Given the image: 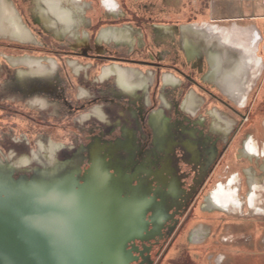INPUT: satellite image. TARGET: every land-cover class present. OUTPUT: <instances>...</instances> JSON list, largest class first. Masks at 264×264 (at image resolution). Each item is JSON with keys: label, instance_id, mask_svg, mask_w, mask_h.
I'll return each mask as SVG.
<instances>
[{"label": "rangeland", "instance_id": "rangeland-1", "mask_svg": "<svg viewBox=\"0 0 264 264\" xmlns=\"http://www.w3.org/2000/svg\"><path fill=\"white\" fill-rule=\"evenodd\" d=\"M10 1L13 4L15 3L14 5L20 9L22 16L26 17L28 22L32 23L35 30H38V33H35L38 43L33 46L34 51L31 53V56L37 55V57H43L48 61L52 59L55 61L56 67L53 70L50 66V62H48L49 68H46V70L41 73L26 71L19 66L15 67L12 64V58H22L30 54L14 56L15 54L21 53V51H7L2 45L15 42L16 40H0V67L2 66L0 71V103L13 104L12 101H15L14 104L20 109V113H32L33 115V121H29L20 116H13L10 118L0 116V157L6 162L11 160L8 159V157L11 152L10 148L14 146V148H17V150L22 153H37L38 160L34 163L33 167L29 168L30 171L24 174V176H19L16 179L18 186L21 184L23 178H35L39 176L38 172L40 169V177H53L54 173L64 165L59 160L68 162L65 164V167L75 165V167L77 166L76 168H78V172L73 173L74 178L71 177V181L69 179L66 180L70 182V184L65 181L69 184L65 196L55 198L52 201L41 199L38 201L25 202L21 204L22 206H18L16 215H20L19 213L25 209L30 212L43 210L49 207L50 203L59 208L65 205L67 207L74 206V208H81V206L84 205L83 202H85L83 200L85 197L82 195L87 187V182L85 180L90 172L87 170V167L90 166L87 151H91L94 147L98 148L97 152L103 159L100 162L99 157H93L92 170L94 171L95 166H97L98 170L102 173L104 172L103 175L105 174L99 178L104 181L108 180L112 187L117 188V193L120 197L118 198L120 202L118 211L129 210L133 212L135 209H131V207L134 204L140 205V207L142 205L146 206L145 204L148 200L143 201L139 195L145 193L144 191L147 188L146 185L148 181L144 178L147 176L146 170H151V163L153 165L156 164L154 170H164V172H167V176L176 179L178 195L174 197L169 187L162 186L160 190H158L159 200H155V202L152 203V208H150V211H152L151 214H148L147 220L151 222L149 223L146 221L147 226L151 223L155 224L156 221L161 218L167 221L170 212H172L173 215L174 202H179V204L177 203L178 208L176 214L179 213L178 216L180 215V211L185 209L186 201L190 195L194 194L192 190L195 191V189L197 190L199 188L198 185H196V187L193 185L190 186L191 174H193L195 178L197 177L199 184L200 180L203 179V172L210 161L209 158H207L210 157L209 151L214 150L216 153L218 148H220V144L225 146L221 156L222 162H220L215 169L211 170V184L209 183L208 189L214 188V182L219 180L224 181L232 177L233 174L239 173L236 177V188L241 189L240 196L243 198L245 196L246 185L244 176L241 173V168L249 166L250 164L247 161L239 160L237 158V153L242 145V140L244 138H250L258 154L261 155V159L255 156L257 163L252 165L253 168L256 167L257 172H260L258 175L259 186L257 188L256 208L252 207L243 210L234 208L236 210L232 214L217 212L212 216H207V223L213 232L219 225L223 226L221 230L217 229L215 238H222L226 245L231 240L237 239L243 235H235L234 229L236 230L238 228L239 222L258 220L262 222H259V226L264 225V190H262L264 189V173L261 172V166L264 165V41H262L259 46V53L263 58V69H261L256 77L252 78L253 90L250 93V97H252L256 92L254 94L255 120L247 126H245L246 123L240 127L241 117L234 109L230 107L226 108L215 100L210 99V97L197 85L193 84L192 87H185L187 84L186 81L184 82L183 88L178 90L171 89H177L178 87L167 88L165 85L164 87L167 89H161L159 80L155 75L156 70L152 66L141 62L120 60L116 63L129 69L130 67L134 68L136 70L134 74L135 78L144 76L145 79H148L150 83H152L150 90L148 88L146 91H143L147 93L149 90L148 94L139 95L133 99L131 97L128 98L117 90L113 79L102 82L99 78V74L103 66L109 64V62L91 61L82 56L85 55L86 50H88V40L94 29L92 28L93 24L101 19H110L108 17L113 18L112 15L120 17H125L127 15L125 12L123 13L116 0H111L112 2H109V0H80L77 10L82 16V21H80V25L75 28L76 31H72L64 37L59 44L51 35L49 36V43L46 42V37H43L45 38L44 40L41 37L44 33H39L42 27L37 24L39 23L36 18L38 7L35 5V0ZM127 1L135 11L145 13L147 16L157 21L173 20L181 22L189 17H194L195 20L201 23L184 25L182 28V36H184L185 31L189 32L194 30L193 32L198 34L197 37L202 35L200 37L205 45H208L211 40L218 39L225 41L227 46L234 47L235 45L236 48L242 50L251 46V32L254 28L247 25H251L254 22L255 16L258 14L255 6L259 3L264 5V0ZM104 5L107 10H105ZM235 22L246 27L236 24L232 25ZM258 22L259 24H264V18L259 19ZM230 25L232 26L230 27ZM185 26H191L192 29L189 30ZM111 27L117 26L106 27L105 23L98 26L97 32L100 28L102 29L98 34L97 43L98 45L104 42L112 43L108 46L118 50L124 57H128L129 55L130 58L135 60H146L149 57L151 58L150 50H161L159 53V56H161L160 58L168 57L172 48L176 49L178 52L182 51L178 27L176 28L177 33L175 34L160 35L157 32V28H153L152 25H147L144 31L131 25L118 26L132 27L134 29V41L129 44V47L118 46L121 44H116L115 41L112 42L106 38L100 39L102 31L104 29L108 30ZM261 28L263 29L262 26ZM73 33L76 34L74 35ZM51 34L55 35L52 32ZM145 42L147 46H145ZM47 44L58 52L48 55L39 52V49L45 50L46 48L44 47ZM59 47H69L75 52L73 56H68L59 51ZM97 51L98 53L105 52L104 46H97ZM153 55L155 56L156 54L154 53ZM4 56L14 68L5 62ZM167 59L169 60L170 58ZM110 60L111 59H109V61ZM74 62L76 64H73ZM191 62L195 70L197 67L202 68L207 66L203 54H201V56L199 55ZM198 74L199 73H197V75ZM189 88H193L194 98L191 99L192 102L187 108L188 110H192L194 115L197 113L196 116L185 115L184 112H180L179 110V106L184 102L187 96V89ZM82 92H85L83 98ZM38 95L42 97L48 110H38L36 106H34L36 102L34 101L31 103L30 99L32 97L36 98ZM159 98H162V101H167L168 107L175 106V104L178 105L175 111L166 110L167 129L165 138L160 134L155 123L157 111H154L161 107ZM231 99L234 100L233 98ZM132 101L134 105L141 103L143 109H145L146 114L143 120L139 118L134 119L131 113H129L131 115L128 114L129 108L126 107V104H131ZM141 105L140 107H142ZM198 109H201V111L199 112ZM210 109H217L232 123L233 128H235L229 142H227L226 137L216 136L212 133L209 119L204 125H197L199 118L207 116L206 114ZM153 112L154 119L149 117V114ZM44 113L49 114L47 120H45V117L41 119L38 118L37 114L42 115ZM120 114H125V116L121 117ZM236 127L238 128L236 129ZM126 130H130L127 132L131 135L127 134ZM186 132H193L196 136L194 138L190 137ZM24 133L26 135L28 134L30 144L29 142H22L25 139ZM169 140H175L177 145L170 149V151H167ZM188 140L192 141L202 154L203 160L199 167H194L189 164L190 154L184 145ZM41 141L43 142V148L40 146ZM129 145L130 147H128ZM19 157H16V159ZM4 161L0 160V166L3 168L10 167L9 163H4ZM158 165L160 166L158 167ZM123 167L126 171L129 170L132 175H135V185L130 184L131 180L126 178L125 172L121 169ZM108 169L113 170L111 174H108ZM93 171L92 178L93 174L98 176V174L96 172L93 173ZM153 173L152 171L150 176L154 175ZM14 176L17 177V175ZM129 177L133 178L134 176ZM81 179H84V182L80 184L79 180ZM58 186L63 185L60 184ZM58 186L52 187L49 190L50 193L62 191L63 188L65 189V187L58 189ZM204 187L203 184L200 189L202 188L203 190ZM45 193L36 195L44 196ZM47 193L49 192L47 191ZM159 209H161L162 213L158 212ZM21 215H23V213ZM157 215L160 216L158 217ZM137 218H139L138 221L140 224L144 222V219L141 220L139 216ZM135 221L137 222V219H135ZM221 221H223L222 224ZM200 225L198 227H200ZM142 231L144 232L145 230L142 229L139 232ZM187 235L188 233L185 234V237H187ZM258 235L262 239L258 243V256L260 259H263L264 263V235L260 236V233ZM219 251L220 250L216 249L213 255L215 257L222 255V252ZM209 262L210 264H214L213 260Z\"/></svg>", "mask_w": 264, "mask_h": 264}, {"label": "flooded vegetation", "instance_id": "flooded-vegetation-1", "mask_svg": "<svg viewBox=\"0 0 264 264\" xmlns=\"http://www.w3.org/2000/svg\"><path fill=\"white\" fill-rule=\"evenodd\" d=\"M116 1L119 3L123 13L125 12L128 16L126 15L125 17H120V16L111 14L113 18L108 17L110 19H107V18L101 19L97 23L93 24L92 28L95 29L96 27L103 25V23H105L106 27L107 26H117L118 27V26H123V25H131L143 31L146 30L147 25H152L153 28H156V26L158 25L172 26L174 28L178 27V31L181 37L182 51L178 52L176 49L172 48V50H170V55L168 57L166 56L164 58L163 57L160 58L161 56H159V53L161 50H156V51L150 50L151 58L149 57L146 60H143V59L135 60V59L130 58L129 55L128 57L127 56L124 57V55H122L118 50L113 49L108 46L112 43L104 42L103 44L98 45L97 37L102 29L100 28L98 32L95 33L94 36H93V33L91 34L88 40V43H89L88 50H86L85 55H83L82 57L88 58L91 61H99V62L108 61L109 62V64L103 66V69L101 73L99 74V78L102 80V82L113 79L117 90L121 92L123 95H126L128 98L131 97L133 99L135 97H138L139 95L141 96L143 94L144 95L148 94L150 90V86L152 84L150 83L148 79H145L144 76H139L135 78L134 74L136 70L134 68L130 67L129 69L127 67L120 65L119 63H116L117 61H120V60H123V61L125 60L127 62H133V61L141 62L143 64L152 66L156 70L155 75L157 76V79L159 80V85L161 86V89L166 90L167 88L178 87L177 89L171 88L172 90H178V89L183 88L184 82L186 81L187 84L185 85V87L187 88L189 86L192 87L193 84L197 85L210 97V99L215 100L217 103H219L220 105L226 108L230 107L234 109V111L241 117L240 127H242L246 123L247 124L245 126H247L255 120L256 112L254 108V99H255L254 94L256 92L253 94L252 97H250V93L252 92L253 89H251L250 93L247 92V95L245 98V101L246 100L247 101L246 102L244 101L245 103L241 104L237 101L232 100L217 85L206 80V75L208 71L210 70V67H209V63L205 56L204 58L206 59V62H207L206 67H202V68L197 67L195 70L193 65H191L192 63L191 61H194L196 58L194 60L189 59L187 52L183 47L182 27L184 25H189L191 23H201V22H198V20H195L194 17H189L186 20H183L181 22L173 21V20L157 21L156 19H153L152 17L147 16L145 13L135 11L129 5L127 0H116ZM104 8L105 10H107L105 5H104ZM18 10L22 17L23 22L29 28L32 35L26 41L21 40L17 37H12V36H9V37L0 36L1 38L0 40H7V39L16 40L15 42L2 45V47H4V49L7 51H14V52L21 51V53L17 55L15 54L14 56L30 54L22 58H12L11 61H12L13 66L22 67L26 71H30L34 73L35 72L41 73L45 71L46 68H49L48 62H50V66L54 70L56 67V63L54 60L49 59L48 61L43 57H37V55L31 56L32 55L31 53L34 51L33 46L37 45L38 43V39L35 35V33H38V30H35V27L32 25V23L28 22V19L22 16L20 9ZM37 24H39L42 27L40 28L39 33H44L43 36L41 37L42 38L46 37L47 39L43 38V40L45 39L47 43L50 42L49 41L50 35L56 42H58V44L59 42L63 40L64 37L68 35V34L66 36L53 35L51 34L50 31H48L44 27V25H42L41 23H37ZM176 33H177V30H176ZM262 38L264 39V33H263ZM100 39H103V38L101 37ZM17 41H20V42H17ZM111 41L112 42L115 41L116 44H121L118 46L129 47V44H131V42L119 43L118 41L114 39H112ZM23 43H34V44H23ZM146 44L147 43L145 42V46H147ZM97 46H104L105 52L98 53ZM44 48L46 49L45 50L39 49V52H43L44 55H48L50 53L54 54L58 52L55 49L49 47L48 44ZM257 50L258 49L256 48V51ZM59 51H61L65 55L67 54L68 56H73V53L75 52V51H72L69 47H59ZM259 52L260 51L255 52V56L256 58L260 59L261 62H263V58L260 56ZM154 53L156 54L155 56L153 55ZM3 58L5 59V62H7L9 66H11L9 61L6 60L5 56ZM167 58H170V59L168 60ZM109 59L111 60L109 61ZM73 64H76V63L74 62ZM1 67H0V71H1ZM250 70L251 69H249V72H247L248 74L251 72ZM197 73L199 74L197 75ZM164 85L167 88H165ZM148 88L149 90L147 91V93L143 92L144 90L146 91ZM193 93H194L193 88L187 89V96L184 102H182V104L179 106L180 112H184L185 115H190V116L197 115V113L194 115V112L192 110H188L187 108L188 106H190V103L192 102L191 99L194 98ZM84 96H85V92H82V98ZM159 99H160V104H161L160 108H163V109L158 108L157 110L154 111V112L157 111L155 123H156L158 130L160 131V134L164 136L165 138L166 129H167L166 128L167 127L166 126L167 124L166 123L167 122L166 110L175 111V108L177 110L178 105L175 104V106L173 105L172 107H168L167 101H164V100L162 101V98H159ZM30 101L31 103H33L34 101L36 102L34 106H36L38 110H42V111L48 110V107H46V105L44 104V101L42 100L41 96L38 95L36 96V98L32 97ZM12 102L13 104L0 103V116L5 117V118H10L13 116H16V117L20 116L25 119H28L29 121H33L32 113H27V114L20 113V109L17 108L16 104H14L15 101H12ZM140 105L141 103L138 105H134L132 101L131 104L129 103L126 104V107L129 108L128 114L131 113L134 119L139 118L140 120H143V117L145 116L146 113H145V109H143V106L141 105L142 107H140ZM198 111L200 112L201 109H198ZM154 112L149 114V117H151L152 119H154L153 118ZM206 115L207 116L205 117L202 116L199 118L197 125H201V124L204 125L206 121L209 119L212 133L216 136L226 137L227 142H229L230 137L235 131V128H233L232 123L229 120H227V118L224 117L217 109H210ZM37 116L40 119L45 117V120H47L49 114L48 113H44L42 115L37 114ZM120 116L123 117L125 116V114H120ZM237 128L238 127H236V129ZM127 131H130V130H126V133L129 134ZM186 133L189 134L190 137H193V138L196 136L193 132H186ZM24 135H25V139L22 142H29L28 134L26 135L24 133ZM246 140H247L246 138L242 140V145L238 150L237 158L241 161L242 160L247 161L250 164L249 166L241 168V173L244 176L245 185L247 187L248 176H247L246 169L250 167L253 168L252 165H255L257 161L255 159L256 158L255 156L251 158L246 157V156H243L242 158L240 157L241 149H243ZM40 144H41L40 146L43 148L42 141L40 142ZM176 145L177 143L175 140H169V146L167 147V151H170V149H172ZM184 145L186 146V149L190 154L189 164L194 167H197V166L199 167L202 164L203 157L201 156L202 154L200 153L198 148L190 140L186 141ZM14 147L10 148L11 152H10L8 159H11V160H8L6 162L2 159V157H0L1 161H4V163H9L11 167V168L10 167L3 168L0 166V201L2 200L11 201L14 198L20 199V198H24L27 196L43 194L45 192L47 193V191L50 193L49 190L52 187L54 186L56 187L60 184L63 186H58V189L63 188V187L67 188L70 182L66 180L69 179L71 181V177L74 178L73 173L78 172V168H76L77 166L75 167V165L73 166L71 165L69 167H65V164L68 162L61 161L58 158V160L64 165L61 168H59L57 172L54 173L53 177H46V176L40 177L41 176V169H40V171L38 172L39 176L35 178H23L21 184L18 186L16 183V179L19 176H24V174L30 171L29 168L33 167L34 163L37 162L38 155L37 153H33V154H30L28 152L22 153V152H19V150H17V148H14ZM128 147H130V145ZM224 147H225L224 145L220 144V148H218V151L216 153L214 150L209 151L210 157H207V158H209L210 161L206 169L203 172L204 174L203 179L200 180L199 184L197 181V177L195 178L194 175L191 174L190 186L193 185L196 187V185H198L199 191L198 189L197 190L195 189V191L192 190V193L194 194L190 195V197L186 201L185 209L180 211V215L178 216L179 213L176 214V211L178 208L177 205L179 204V202H174L175 204H173L174 206L173 215H172V212H170L169 219L167 221H165L164 218L162 219L160 217L161 219H158L155 224L151 223L150 225L147 226L146 221L149 223L151 222L150 220L149 221L147 220V216L148 214H151L152 210L150 211V208H152L151 207L152 203H154L155 200L156 201L159 200L158 190H160L162 186H167L170 188L171 194H173L174 197L178 195V187H177L176 179L170 178L169 176H167L166 175L167 172H164V170L163 171L161 169L154 170V167L156 166V164L154 165L152 163L150 164L151 170H146L147 176H145L144 178L145 180L148 181V184L146 185L147 188L144 191L145 193L139 195L140 198L143 199V201L148 200L145 204L146 206L142 205L140 207V205L134 204L131 207V209H135L133 210V212H130L129 210L118 211L121 213L126 212L124 214V218L122 221V227L124 228L123 230H125L128 234L132 236L131 241L129 240L128 243L126 244V252L130 257L129 264H210L209 262L210 260H213L214 264H256L257 259L259 257L258 251H257L258 243L260 240H262L258 234L260 233V236L264 235V225L259 226L260 221L250 220L248 222L247 221L239 222L238 228L236 230L234 229L235 235H238V234H243V235L238 237L237 239L231 240L229 243H227V245L226 243H224L222 238L221 239L219 237L218 239L215 238V233H217L216 232L217 229L221 230L223 226L219 225V227L217 229L215 228L216 230L214 229V232H213L211 228L209 227V224L207 223V220H208L207 216H212L214 213H217V212L232 214L236 210L234 209L231 213L230 212L228 213L224 209H221V207H218V206L209 207L207 205V200L212 190L219 183H225V184L229 183V179L231 178L229 177L224 181L219 180L217 182H214L215 184L214 188L208 189L209 183L211 182V178H210L211 173H212L211 170L215 169L220 164V162H222L221 156L223 154ZM97 149L98 148L94 147L91 151L89 150L87 151L88 156H89V165H90L89 167H87V170H89L90 172L85 181L87 183L89 182L88 183L89 190L91 188H94V191L96 193L98 192L108 193L109 195L107 196L102 194L103 198H100V199L107 201L106 203L109 205H112V204L115 205L117 209L119 208V205H120V202L118 199L120 197L117 193V188L112 187L109 184L108 180L104 181L99 178V177L104 176L105 174L103 175L104 172L102 173L101 171H99L97 166H95L94 171L92 170L93 157H99L100 162L103 159V157L99 156ZM16 157H19V158L16 159ZM15 161L17 165L15 164ZM159 166L160 165H158V167ZM121 169H123V171L125 172L126 178L128 180H131L130 184L135 185L136 184V181L134 180L135 175H132L129 172V170L126 171L124 167ZM121 169H118V170H121ZM254 169L256 170V167H254ZM167 170H170V169H167ZM92 171L93 173L96 172L98 176L96 174H93V178H92ZM112 171L113 170L108 169V174H111ZM152 171L154 172L153 173L154 175L150 176ZM14 175H17V177H15ZM233 175H236L237 177L239 173H236ZM129 176H134V177L131 178ZM65 181L69 184H67ZM83 182H84V179L79 180L80 184ZM203 184L205 187L202 190V188L200 189V187ZM238 191L241 192V189L238 188ZM245 194H246V191H245ZM99 201L100 200H97L96 204L99 203L98 205L102 207L101 202ZM107 204L106 205L104 204L103 211H99L101 214H104V212H107L105 211L108 209ZM244 205L245 204H243V206ZM243 206H241V208L239 209L243 210L242 209ZM245 206L246 208H252L250 207L248 202H247V205ZM158 212L162 213L161 209H159ZM138 216L141 218V220L144 219V222H141V224L138 221L139 219L137 218ZM157 216L159 217L160 215H157ZM135 219H137V222L135 221ZM222 222L223 221H221V224ZM200 224H204L207 226L206 227L207 233L205 234V236H203V239H201L200 242H194L192 240V235H193V232L197 228H199L198 226ZM142 229H144L145 231L139 232ZM186 233H188L187 237H185ZM141 238H144V239H141ZM216 249L220 250L219 252H222V255L216 256L217 258L213 255V252Z\"/></svg>", "mask_w": 264, "mask_h": 264}, {"label": "bare ground", "instance_id": "bare-ground-1", "mask_svg": "<svg viewBox=\"0 0 264 264\" xmlns=\"http://www.w3.org/2000/svg\"><path fill=\"white\" fill-rule=\"evenodd\" d=\"M110 1L111 0H109V2ZM79 3L80 0H35V5L38 7L36 18L48 31L53 32L57 36H66L72 31H76L75 28L80 25V21H82V16L77 10ZM185 27L189 30L192 29L191 26ZM156 28L160 35L176 33V28L172 26L158 25ZM193 31H185L183 36V47L186 50L189 59L194 60L199 55L201 56V54H204L210 67V70L206 75V80L214 83L226 95L243 104L247 92L250 93L252 89V78L256 77L263 67L261 60L255 56L257 48L255 45L259 43L260 35L257 34L256 31H252L251 38L255 44L253 43L247 49L242 50L236 48L235 45L234 47L227 46L225 41L217 39L211 40L208 45H205L200 37L202 35L197 37L198 34ZM31 35V31L23 22L16 6L11 3L10 0H0V36H12L26 41ZM101 37L106 38L107 40L114 39L119 43H133L134 29L132 27H111L108 30L104 29ZM249 69H251V72L248 74L247 72H249ZM243 156L250 158L258 156V158L261 159V155L258 154V151L251 143L250 138L245 141V145L243 149H241L240 157L242 158ZM246 172L248 176V185L246 187V194L243 198L240 196L241 192L236 188V175H233L229 179V183H219L212 190L208 197L207 205L209 207H221V209H224L228 213H231L234 208H241L243 204L247 205V202L250 207L256 208L257 188L259 186L258 175L260 172H257L254 168H247ZM261 172L264 173V165L261 166ZM87 189L88 183L86 190L82 193L85 197L83 199L85 202H83L84 205L80 208L81 210L78 215L82 217L81 219H86V221L90 223V226L87 228L94 231L91 233L92 236L97 230L102 232V226L106 227L110 225L107 229L110 232L108 233V236H106V240L100 241L101 243L103 242L102 246L105 248H102V250L107 251L105 264H129L130 257L126 252V244L129 240L131 241L132 236L123 230L124 228L122 227V221L126 212L120 213L115 205H109L106 203L107 201L100 199L103 198L102 194L107 196L109 195L108 193H96L94 188H91L90 190ZM67 190L68 188H65L62 191L45 193L44 196H27L20 199L14 198L11 201L2 200L0 201V207L3 210L0 211V217L3 214L4 216L11 214V211H8L7 209L17 206L22 200L31 201L34 199H47L48 201H52L55 198L65 196ZM97 200H100L99 202H101L102 207L98 205L99 203L96 204ZM104 204H107L108 209L105 210L107 212L101 214L99 211L104 210ZM245 205L242 209L246 208ZM51 209L52 208L49 206L41 212L48 215L54 214V209ZM114 222H119L120 224L116 226L114 225ZM2 224L5 225V220L1 221L0 225ZM206 233V226L201 225L193 232L192 240L194 242H200ZM94 251L97 254V251Z\"/></svg>", "mask_w": 264, "mask_h": 264}, {"label": "water", "instance_id": "water-1", "mask_svg": "<svg viewBox=\"0 0 264 264\" xmlns=\"http://www.w3.org/2000/svg\"><path fill=\"white\" fill-rule=\"evenodd\" d=\"M38 200H22L7 209L11 211L8 216L2 213L0 223L5 220V225H0V264H105L107 251L102 250L105 248L100 241L106 240L109 225L92 236L94 231L87 228L90 223L78 215L80 208L66 205L59 208L51 203L54 214L42 213L44 209L36 212L25 209L16 215L18 206ZM119 224L114 222L116 226Z\"/></svg>", "mask_w": 264, "mask_h": 264}, {"label": "crops", "instance_id": "crops-1", "mask_svg": "<svg viewBox=\"0 0 264 264\" xmlns=\"http://www.w3.org/2000/svg\"><path fill=\"white\" fill-rule=\"evenodd\" d=\"M256 11H257V15L255 16V18H254V22L251 24V25H247V26H252L254 29L252 30V31H256L257 32V34H259L260 35V39H259V43H257L255 46L256 47H258L257 49V51H259V46H260V44H261V42L262 41H264V39L262 38L263 37V33H264V24L263 23H260L259 24V22H258V20L259 19H261V18H264V5L261 3H259V4H257L256 6ZM234 24H236V25H239V26H242V27H246V26H243V25H240L239 23H233L232 25H234ZM232 25H230V27L232 26ZM260 25V26H259ZM261 26L263 27V29L261 28ZM227 27V26H226ZM251 36H252V32H251ZM218 40V39H217ZM258 41V40H257ZM256 42V41H255ZM254 43V41H253V39L251 38V45ZM255 44V43H254ZM263 50H264V47H263ZM256 51V52H257ZM1 61V60H0ZM256 264H264L263 263V259H260L259 257H258V259H257V262H256Z\"/></svg>", "mask_w": 264, "mask_h": 264}, {"label": "trees", "instance_id": "trees-1", "mask_svg": "<svg viewBox=\"0 0 264 264\" xmlns=\"http://www.w3.org/2000/svg\"><path fill=\"white\" fill-rule=\"evenodd\" d=\"M98 27H96L95 29L92 30L93 36L95 35V33L97 32Z\"/></svg>", "mask_w": 264, "mask_h": 264}]
</instances>
